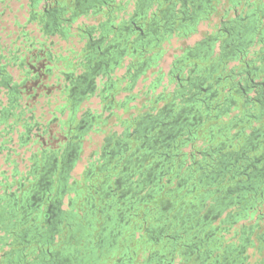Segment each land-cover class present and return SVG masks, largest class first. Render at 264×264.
<instances>
[{
    "label": "flooded vegetation",
    "instance_id": "1",
    "mask_svg": "<svg viewBox=\"0 0 264 264\" xmlns=\"http://www.w3.org/2000/svg\"><path fill=\"white\" fill-rule=\"evenodd\" d=\"M31 1L32 6L37 2H45L42 14L35 9H32V12L33 16H38L40 20H47L45 23L47 27L50 24L52 26L60 25L62 20H72L75 13H72L71 17H61L71 7V4L77 8L80 5L87 9L97 6L101 8L102 3H108L110 0H63L60 4L57 0ZM189 1H171V6L165 9H160L159 0L143 1L139 12L129 16L126 21L128 23L123 27V30L127 33L134 30L140 32L139 28L143 24L142 19L153 6H156L153 10L162 13L163 23L161 26H163L164 33L170 32L174 23L181 25V21L186 20L187 17L194 19L193 15L189 16ZM177 4L179 7L174 9L173 6ZM197 16L198 14L195 17ZM138 20L141 21L140 24ZM155 20V16H153L147 33L140 32L136 41H132L134 43L132 45L128 43L124 47L118 48L119 43L116 44L117 46L111 44L106 47L105 51H102L99 49L102 39L91 42L89 47L93 50L89 48L88 66L77 75L71 72L68 76L74 77L71 91L76 99L84 100L83 98L89 91L94 92L93 94L96 93L98 89L96 79L99 78V75L106 74L105 77L111 78L112 68L109 67V61H113L117 65L129 47L144 46L154 39L149 37V31L155 33L159 28L160 23ZM133 52H136V48L133 49ZM248 52H250V48L245 46L238 47L233 53V55H241V58H235L238 63L234 68H231V71L238 75V80L234 81V78L231 82L230 90L234 89L235 94H230L223 106L225 104V107L238 105L241 100L240 96H242L243 104H248L250 107L245 120L253 125L251 133L239 149L224 154L218 165H215L209 173L203 174L204 177L214 180L217 177L223 179L226 175L236 177L247 174V178L238 179L235 186L226 189V195L220 194L215 198L216 201L205 202L197 210L194 209L196 206L193 204L192 207L189 205L188 208H185L184 201L177 207L178 199L175 197L173 199L169 194L154 199V193L162 187L160 185H166L169 180L166 178L168 176L166 174L172 166H166V164L171 157L175 156L174 149L185 148L183 144L188 142L194 133H197L199 124L208 115H206V111L201 110L198 102H203L214 96L215 90H211L212 84L226 78L224 75L223 77L212 75L209 72L210 68L209 71L199 69L197 72L201 70L202 74L193 75L191 78H195L197 82L190 85L189 81L187 84H182L184 77L179 74L178 90L176 88V91L180 93L176 94L175 98L181 97L177 101L185 102L192 100L195 104L184 106L182 113L176 115L173 113L175 102H166L163 107L161 106L159 113H156L157 115H153L149 111L140 117L137 126L134 127L135 133L142 134L141 138L146 137V143L152 142L150 146L153 150L150 152L140 151L138 155H130L123 161V156L121 157L119 154L128 148V143L124 142L125 140L121 137L122 140L116 139L115 145L110 147L109 140L111 138L107 137V145L104 150L106 156L98 165L99 174L92 176L91 183L88 182L89 184H86L85 187L75 189V195L70 199V202H73V199H78L83 195L84 202L90 204L92 217L101 219V216H104L106 218V221L100 225L101 235L96 243L100 248L105 249H102V252H105L103 259L98 260V263L92 259L96 249L95 245L91 243L92 240L85 241L81 248L71 246L66 240L64 244L55 243L56 237L66 227L65 224L69 227L67 236L69 239L74 237L75 231L73 230L80 229L78 223H70V219L74 217L72 211L62 207L69 188L66 184L67 176L79 156L77 141L74 144H67L63 153L60 154V166L59 156L53 153L45 159L42 172L35 180H31L29 186L25 187L20 183V186L11 193L6 191V195H9L11 199H8L0 210V229L5 231L4 234H0V264H239L241 253L244 251V246L250 243V235L256 227V223L243 225V228H249L248 235L244 239L245 245L229 247L225 253L219 252L216 249L219 246H215V242L211 243L212 239L210 240V238L219 229L221 230L223 221L220 217L223 212L228 218L235 221L247 209L246 203H255L256 200L253 198L259 197L261 200L264 197V67L252 65L251 62L254 59L245 60ZM254 52V54L264 52V47L260 51ZM90 63L92 64L89 65ZM132 65L130 63L129 67ZM146 65V62L139 65L136 75ZM195 66L196 64L192 67L183 64L179 70L184 72L186 69L189 74H195L197 73ZM103 70H106L107 73ZM111 86L112 83H109L103 90ZM208 91L211 94L207 95ZM236 94H240V96L237 97ZM3 112L5 113V111ZM84 116L85 118L78 127L80 131L86 130L88 126L90 127L91 122L100 117L98 115L89 117L86 114ZM236 118L237 116L234 117V119ZM162 126L163 129L160 130L157 137H154L158 128ZM171 126L173 128H170ZM227 126L222 125L220 129ZM242 132L243 129H240L233 133L232 137L241 136ZM146 163L152 165L147 168V171H144ZM217 180L220 182V178ZM219 191L222 192L217 189V192ZM249 191L254 194L247 198L245 195ZM182 192L184 191L182 190ZM219 200L222 202V207L216 203ZM137 202L146 205L145 215L147 217L137 219L133 216L134 213L137 214L136 211L133 212L134 208H138L134 207L139 205ZM254 203L252 207H254ZM202 208L205 211L203 214H199ZM154 209L159 212L151 217L150 214H154ZM185 209L189 211L183 217ZM113 217L116 220L111 225L110 221ZM216 218H219L220 222L216 223L214 221ZM74 226L75 228H73ZM107 229H110L109 238L104 233ZM139 230L140 234L137 235L136 232ZM124 233H127V236L123 238L129 243L125 245V248H122L119 246V238ZM257 237L261 241L264 240V231ZM106 243L108 246L105 248ZM132 244L134 245L133 249L131 248ZM182 244L183 248H181ZM177 257L179 258L178 262H176Z\"/></svg>",
    "mask_w": 264,
    "mask_h": 264
},
{
    "label": "crops",
    "instance_id": "2",
    "mask_svg": "<svg viewBox=\"0 0 264 264\" xmlns=\"http://www.w3.org/2000/svg\"><path fill=\"white\" fill-rule=\"evenodd\" d=\"M143 1L146 0H110L108 3H102L101 8L97 6L90 9L81 5L77 8L74 4H71V7L66 10L61 17H71L72 13H75L72 20H62L60 25L52 26L50 24L47 27L45 26L47 20L40 21L39 17L33 16L32 8L29 9L31 19H39L38 23L44 25L42 29L47 33L48 39H45L46 41H39L36 44L31 43V46L28 49L29 51H34L35 49V60L42 59L43 57L48 60L45 65L46 77L48 81L51 79V76L54 75L55 77H52L54 78L53 82L46 83L45 85H49V87H54V89H56L58 78L56 77L57 74L55 73L54 68H57L59 73H65V78L69 81L68 92L63 87L60 90L61 94L59 93V96L63 95L60 99L62 102L56 105L51 111L50 108H48V112L51 116L47 119L49 123L46 124L44 132L45 138L47 136V139L51 141V143L55 142L57 134L61 131L57 127L52 128V124H63L64 127L60 126L62 130L65 132L66 130L70 131L71 128H75V125L82 114L89 115L90 117L91 114H88L89 111H87V109L89 110V108L93 106V103L89 102V98L80 101L76 99V96L71 91V88L74 85V77H68L71 72H73L74 75L79 73L78 71L81 69L80 66L83 65L81 63H83L89 55H85V58L83 59V52H80L79 49V56H77L78 52L76 47L73 44L69 45L68 43L75 42V40L72 41V39L79 35L87 37H89V35H99L103 28L114 31V27L118 26L123 19H128L133 13L139 12L138 10ZM171 1L175 2L176 0H159L160 9H165L168 6H171ZM173 7L176 9L175 7H179V4L174 5ZM188 8L189 16H194L193 20L190 17H187L186 20L181 21V25L179 23H174L172 25V30L164 33L163 26H161L163 18L161 17L159 28L155 33H150L149 35L150 38L152 37L154 39L146 43L144 46L136 45V52H128L124 57L122 56L117 65H115L113 61H109V67L112 68V71H110L111 80L109 83H112V86L107 88V91L111 92V96L108 101H104L107 102V106L111 107L112 117L108 120L107 117L109 115L104 117L100 116L97 117L95 121L91 122V124L94 122L97 124L98 122L105 123L108 121V123L114 122V126L116 124L119 126L121 125V128L124 131L127 128L133 130L137 121L141 119L140 117L149 112L152 106L157 105V103L158 107L166 104L169 100L168 88L166 89L167 83L173 82L177 84L179 82V74L184 77V72H180L179 70L183 64H186L189 67L196 64V72L199 69L202 71L203 69L209 71L210 68L209 72H211L212 75L225 76L231 69L227 67L229 66V63L237 61L235 58H241V55H233V53L238 47L246 46L250 48V52L246 55L245 60L254 59L251 62L252 65L264 67V52H258V50L260 51L261 48L264 47V0H190ZM152 10L153 8L149 10V14ZM193 13L198 14V16L195 17L196 14ZM46 42L48 43L46 44ZM56 46L61 49L66 46L65 50L68 53L66 55L54 54L53 50L57 48ZM254 51H257L259 55L254 54ZM169 58H172V61L171 64L168 65ZM12 59H14V57ZM126 59H129L131 62H128V64L125 63ZM0 61H2L1 53ZM61 62L63 65L60 64ZM144 62H146L147 65L143 68L144 72L138 77L137 75L142 72L141 70V72L136 75L140 67L139 65ZM130 63L133 64L131 67L128 66ZM91 64L92 63L89 65ZM1 65L2 64H0V66ZM87 66L88 62L85 68ZM64 68L67 69V71H63ZM9 77L10 76H7V74L0 69V83L5 84L10 88V93H8L9 103L3 110L5 113H2V111L0 113V124L3 125V128L0 130V136L1 138L3 137L2 142L0 143V149H6L9 152V154L6 152L5 159L8 161V158L10 163L14 165L16 163V158L13 157L12 153L13 147L9 136L10 131H13L18 124H21V126L24 124V126L28 127L27 131L24 133V138L22 139V142L24 143L31 138V134H29V126H34L37 122H35V113L30 114L32 120L29 125L23 122L24 111L23 109L21 110V104L18 102L21 94L19 84L9 83V81L12 80V78ZM34 77L37 78L39 75ZM49 92L51 93V91ZM163 94L166 95L165 98ZM50 97H52L51 94ZM52 102L53 101H50L48 103L50 104L49 107H51ZM118 108L119 112L117 111ZM249 108L250 107H248L247 112L245 111L243 113L244 118H246ZM56 111L60 115L56 116ZM95 115L93 114V116ZM229 115L230 114H226V116ZM222 118L223 116L218 119V122H215V124L209 128L215 135L217 134L216 130L222 125H227L228 121H223ZM230 118L232 119L229 121H232L233 123L231 127L227 126V129L230 133H233L235 130H238V127L240 128L241 121L234 119V116H231ZM48 126L50 127L48 128ZM78 127L76 126L74 131L76 133L83 132L78 130ZM230 129H232V131H230ZM86 130L84 129L85 132ZM116 131L114 127H111L106 131L107 137L111 136L109 143H112L110 141L124 132L123 131L117 136ZM66 139L68 140L67 144H74L77 142V140L74 137L71 138L70 135L67 136ZM63 151L56 152L59 156V166L61 165L60 154H62ZM94 167L95 166H93V168ZM15 171L16 169H13V173ZM7 175V170L0 167V187L4 186V182L7 181ZM70 175L69 172L66 180V184L69 188L62 207L66 210L72 211L71 213H73L74 217L73 219H70V223H78L80 229L73 230L75 231L74 237L69 239L67 237L69 227L65 224L66 227L61 234L56 237L55 243L60 242L61 244H64L66 240L71 246H78L81 248L85 241L92 240L91 243L94 244L96 248L92 255V259L96 260V263H98V260L101 261L103 259L105 252H102V249H105L100 248L96 243L98 242L99 235H101L100 225L106 221V218L104 216H101V219L92 217V214L90 213V204L81 199H73V202H70V199L75 195V189H77V182L76 180H71L72 177ZM90 175L91 174L88 173L86 175L87 178ZM89 178H91V176ZM216 187H218L217 184L212 188L216 189ZM71 193H73L72 196ZM248 193L254 194L252 191H249ZM6 194V189L0 193V210L8 199H11V197ZM217 194L221 193L217 192ZM253 203L254 202H252V204ZM245 215L238 217H244ZM92 219L94 221L93 224ZM114 220L116 219L113 217L112 221H110L111 225L114 224ZM73 228H75V226ZM109 230L110 229L104 231V233L108 235V238L110 237ZM255 230L256 229L254 228L250 235L253 238L257 237V234H259H256ZM248 231V227L244 228L243 233L245 237L248 235ZM4 232L3 229H0V234H4ZM257 232H259L258 229ZM218 233L219 232H216L210 240L215 239L218 236ZM136 234L139 235L140 230L137 231ZM125 236H127V233L122 234L119 238V246L122 248H125V245L129 243L123 238ZM78 238L79 241L77 242ZM257 239L256 246L259 255L251 264H264V240L261 241L258 237ZM106 246H108V243H106L105 248Z\"/></svg>",
    "mask_w": 264,
    "mask_h": 264
},
{
    "label": "rangeland",
    "instance_id": "3",
    "mask_svg": "<svg viewBox=\"0 0 264 264\" xmlns=\"http://www.w3.org/2000/svg\"><path fill=\"white\" fill-rule=\"evenodd\" d=\"M43 2H37L34 3L32 6L31 0H0V53H1V60L0 69L2 72L6 73L7 76H10L9 78H12V80L9 81V83H18L19 89H20V98L18 99V102H20L21 110L24 111V119L23 122L28 124L31 123L32 120L30 118V114L35 113L37 124L34 126H29L31 134V138L27 142H22V139L24 138V133L27 131L28 127L21 126V124H18L17 127L10 131L9 136L12 141V153L13 157L16 159V163L13 165L10 163L9 159L6 161V152L9 154V152L5 149H0V167L3 169H6L8 172L7 181L10 187L8 188L6 186L0 187V193L6 189L9 193L14 191L16 187L18 186L17 183H15L16 180L20 178H26L34 167H37V171H40L42 158H48L52 153L60 151L62 152L65 147H67V139L66 137L70 135V137H74L80 145L79 149V156L76 159L75 163L73 164L72 168L70 169V176L72 177L71 180H76L77 182V188L85 187L86 184L91 183V178H87V174H91L92 176H97L96 174H99L98 165H100L101 161L104 160V157L106 156L104 154L105 147L107 145V135L106 131L109 130L111 127L115 129L117 136L120 135L124 130L121 128L120 125H115L114 122L112 123H100L97 124L94 122L90 125V127L83 132H75L76 126L81 125V121L84 119V115L80 117L78 122L75 125L74 129H70V131H63L62 127H64L63 124H52V128H59L61 131L57 134V138L55 139V142L49 141L47 139V136L45 138V126L49 122L47 121L48 118H50L51 114L48 112V108H50V111L59 103L61 96H59L60 90L63 88L66 89L68 92V85L69 81L65 78L66 74L63 72H60L57 70V68H54L55 73L57 74L58 78V84L56 85V89L49 87V85H45L46 83H50L54 81L55 77L54 75L51 76V79L48 81L45 73V65L48 62V60L43 57L42 59H36L35 60V49L34 51H29V47L31 46V43H38L39 41H46L47 33L43 31L42 27L44 25H41L38 23L39 19L32 20L29 9H35L38 11V13H41L43 11ZM153 9H155V6H153ZM42 14V13H41ZM39 15V14H38ZM38 17V16H37ZM41 21V20H40ZM72 43H68L69 45H74L77 49V52L80 49V52L82 53L83 59L85 58V55H88V37L87 36H77L72 39ZM48 42H46L47 44ZM57 47V48H56ZM53 50L54 54H62L66 55L68 52L64 48H60L56 46ZM81 55V54H80ZM79 56V52L77 54ZM14 57V59H12ZM87 59L81 63L83 64L80 66L81 69H79L78 72H81L83 68L85 69V66L87 64ZM172 58L168 59V65L171 64ZM129 59L125 60V63L128 64ZM238 62L232 61L229 63V68H233L232 66H235ZM60 64L63 65L61 62ZM63 71H67V69H63ZM144 72V69H142V72L138 75V77ZM28 75V76H27ZM39 75V77L35 78L34 76ZM24 80V81H23ZM111 80L110 77L104 78L105 83H109ZM238 80V75H236L235 80ZM98 89L95 94L91 95L89 97V102L93 103V106L87 109L89 111L88 114H91L90 116H93V114L98 116H106L109 120L112 117L111 114V107L107 106L108 99L111 96V92L107 91L108 89L105 88L101 84L100 79H98ZM176 84L173 82L167 83L166 89L168 91L169 98L171 97V92L174 91ZM51 91V93L49 92ZM8 93H10V88L6 86L5 84L0 83V113L5 109V107L9 103V97ZM50 94L52 97H50ZM61 94V93H60ZM166 96L165 94H163ZM50 101L52 102L51 107H49L50 104H48ZM55 101V102H54ZM158 105V103H157ZM249 105H244L240 108H237L236 110L233 109L231 114L229 116L222 115L223 121H228L227 124L229 127L232 125V121L229 122L233 117V115H237L236 120H241L242 122L245 121V118L243 116V113L248 109ZM119 112V108L117 109ZM116 111V112H117ZM44 112V113H43ZM110 113V114H109ZM60 115L56 111V116ZM53 116V115H52ZM221 116V117H222ZM220 117V118H221ZM64 118V116H63ZM62 119V116H61ZM60 120V119H59ZM213 121V120H212ZM240 125L241 126L244 124ZM33 124V123H32ZM31 124V125H32ZM235 124V123H234ZM256 124V123H254ZM50 126H48L49 128ZM3 128V125L0 124V130ZM235 130L233 133L236 131ZM102 130V131H101ZM232 131V129H230ZM232 133V134H233ZM66 135V137H65ZM111 137V136H108ZM3 138V137H2ZM2 138L0 136V143L2 142ZM45 138V139H44ZM117 138H114L112 143L109 144L110 147L113 146L114 142ZM203 143V141H198V144L200 145ZM108 146V148H109ZM184 150L189 151L190 146H187ZM11 152V150H10ZM46 155V157H45ZM93 166H95L93 168ZM96 168V169H95ZM13 169H16V171L13 173ZM184 169H181V172ZM17 172V173H16ZM173 173V172H171ZM18 178V179H17ZM176 179H174V184H177ZM89 182V183H88ZM190 183V182H189ZM213 187V186H212ZM9 189V190H8ZM84 193V191H83ZM73 193H71L72 196ZM66 196V195H65ZM65 199V198H64ZM84 201L83 195L78 198ZM242 203V202H241ZM140 208L136 210L137 214L134 213V217L137 219L146 216L145 211L146 205L143 203H139ZM252 202L246 203L247 209L243 211L240 216L241 217L236 220L234 223H225V228L223 231H221L218 236H221V240L224 241V243H231L233 242L236 245H245L244 244V226L243 225H251L253 223H256L257 217L260 212L264 213V200L261 205H258L256 207H252ZM66 207V206H65ZM158 209V208H157ZM154 209V214L150 216L153 217L158 214L159 210ZM205 211V210H203ZM202 211V213H203ZM249 212V213H248ZM253 213V215H252ZM224 216V215H223ZM147 217V216H146ZM216 223L219 222V219L214 220ZM259 222L261 225H264V217L263 219H259ZM256 234H261L263 232V227H259L257 232V229L255 230ZM144 232V231H143ZM258 235V234H257ZM217 236V237H218ZM257 237L253 238L250 237V243L246 244L244 246V251L241 253V257L245 256L247 257V264H251L256 260V257L259 255V252L257 253ZM133 245V244H132ZM131 248H134V245L131 246ZM7 249V247H5ZM222 253V249L218 250ZM179 258L177 257L178 262Z\"/></svg>",
    "mask_w": 264,
    "mask_h": 264
},
{
    "label": "water",
    "instance_id": "4",
    "mask_svg": "<svg viewBox=\"0 0 264 264\" xmlns=\"http://www.w3.org/2000/svg\"><path fill=\"white\" fill-rule=\"evenodd\" d=\"M61 1H63V0H57V2L59 4ZM160 15H162V13L159 12L158 10H153V11H151L150 14L147 13L146 16H144V19H142L143 24L139 28L140 32L147 33L148 25H149L150 21L152 20L153 16H155V19H156L155 21H157V23L159 21V23H160L161 22L160 18L162 17ZM126 21H127L126 18L123 19L122 22L118 26L114 27V31L103 28L101 30V32L99 33V35H96V36L95 35H89L88 47L90 46L91 42H94V41H97L100 39H102V43L100 44L99 49H101L102 51H105L106 47H108L109 45L111 46V44L112 45L113 44L118 45V43H119L118 48H122L125 45H127L128 43L130 45L134 44V43H132V41H136L135 39L138 38V35L140 32H137V30H134L130 33H127L126 31H124L123 27H125L126 24L128 23ZM140 22L141 21L138 20L139 24H140ZM149 32L153 34V32L151 30ZM92 37H93V40H91ZM89 48H90V50L91 49L93 50V48H91V47H89ZM114 48H117V47H114ZM135 48L136 47H129L124 52V54L122 56L124 57L128 52L135 53V52H133V49H135ZM89 53H90V51H89ZM232 67L234 68V66H232ZM103 71L106 72V70H103ZM197 74H202V71L200 70L199 72H197L195 74H189V72H187V71L185 72V70H184V79L182 80V84H187L188 81H189L188 83L190 85L196 83L197 80L195 78L192 79L191 77H193V75H197ZM105 75L106 74L99 75V78H98V79H100L102 85L107 84V83H105L104 78H108L109 76L105 77ZM224 77H226V78H223L219 82L212 84L211 90H215L214 96L210 97L208 100H205L203 102L202 101L198 102V103H200L201 110L206 111V115L207 114L208 115L199 124V127L196 131L197 133H194L192 138L188 142H185L183 144V147H185V148L187 146H190V150L186 151V150H184L185 148H182V147L174 149L176 151L175 156L171 157L170 161L167 162V164H166V166H169V165L172 166L170 169H168L169 172H167V174H166V175H168L166 178H169V180L167 181L166 185H160L162 187L160 189L157 188L158 190L156 191V193H154V199H157V198H160L162 196H166L169 194V196L172 197L173 199H175V198L178 199V201L176 203L177 207H179V204H181L184 201L185 202L184 205H186L185 208H188L189 205H190V207L195 205L196 207L194 209L197 210V208L201 207L203 203L205 204V202L209 203L213 200L216 201L215 198L220 196V194H217V189H220L222 192L225 191L224 193H222L220 191L219 192L222 195H226V189H229L230 187L235 186L238 179H245L248 177L247 174H245L243 176H236V177H233V176L230 177V175H226L223 179H222V177H217V179L220 178V182H219V180H217V179L216 180L208 179L207 177L203 176V174L205 172L209 173V171L215 165H218V162L220 161L221 157L224 154H227L231 151H235V150L239 149L241 147L243 141L245 142L247 137L250 135L251 129L253 127L251 122H247V120L242 122L240 120L242 122V124L244 123L240 128V129H243V132H242L241 136H235V137H232L233 134L229 132L227 127L224 129L219 128L217 130L216 135L213 134L212 131H210L211 129H209V128L212 127V125L215 124V122H218V119L222 115L231 114L233 109L236 110L237 108L244 106L243 99H242V96H240V94H236L237 97H238V95L241 97L240 103L238 105L225 107V105H226L225 104L223 106V103H224V101H226L228 96H230V94H235L234 89L230 90V85H231V82L236 77V74H235V72H232L230 69L229 73H227ZM98 79H96L97 86H99ZM176 88L178 90L177 84L175 86L174 91L171 92V97L169 98L167 103L175 102L173 113H175L176 115L177 114L180 115L186 106H190L191 104H195V102H193L192 100L189 102L177 101L181 97L175 98V95L180 93V92L176 91ZM93 93L94 92H91V91L87 92L83 99L89 98L91 95H93ZM209 93L211 94V92H209V91L206 94L208 95ZM164 98H165V96H164ZM162 107H158L157 105H155L150 109V111L153 115L154 114L157 115L159 113V110ZM156 110H158V111H156ZM233 116L234 117L237 116L236 113ZM136 126H137V123H136ZM170 128H173V126H171ZM170 128H168V129H170ZM162 129H163V126L159 127L158 131L155 133L154 137H157V134H159L160 130H162ZM135 130H136L135 128L133 130H130L129 128H127L120 136L117 137V139H121V140L123 138L125 140L124 142L128 143V148L125 150H122L121 153L119 154V156H121V157L123 156V161L130 155H133V156L138 155L140 153V151L150 152L153 150V148L150 146V144L152 142L146 143V141H145L146 137L141 138L142 134H136ZM126 134H127V136H126ZM153 138H151V139H153ZM168 138H170V137H168ZM200 140L203 141V143H201L199 145L198 141H200ZM115 141H117V140H115ZM115 141H113V142H115ZM115 143L113 144V146L115 145ZM79 149H80V145H79ZM179 153H181V154H179ZM45 159L46 158H42L41 168H40L39 172L37 171V167L35 166V168L32 170L30 175H28L26 178H23V179L20 178V179L16 180L15 183H17V185H18L17 187L20 186V183H22L25 187L29 186L31 180L32 181L35 180L40 175V173L42 172V169L44 168V165H45ZM150 165H152V164L146 163L144 166V171H147V168ZM181 169H184V170L181 172ZM171 172H173V173H171ZM239 177H241V178H239ZM174 179L178 180L177 184H175V185H173ZM183 181H184V183H182ZM6 183H7L6 187L7 188H8V186L10 187L8 182H6ZM216 184L220 188H217V189L212 188V186H216ZM182 190L184 192H182ZM238 193H240V191H238ZM238 193H235V194H238ZM245 196L247 198H249L250 196H253V194L246 193ZM253 199L256 200V202L254 203L255 204L254 207H256V206L262 204L264 197H262L261 200H260V198H256V197ZM146 202L148 203L149 201L147 200ZM138 203H140V202H137V204ZM216 203H217V205L222 207L221 206V204H222L221 200L217 201ZM206 206H208V205H206ZM134 207H138V208H134L133 212L138 210L140 208V205H135ZM143 211H145V210H143ZM188 211L189 210H186V209L184 210L183 217L185 216V214L188 213ZM202 211H203V208H202ZM202 211H200L199 214H203L204 212L202 213ZM263 217H264V213L260 212L258 217H257L255 229H259V227H263V231H264V225H261V223L259 222V219H263ZM181 218H182V216H181ZM220 218H222L223 223L221 226V230L219 229L217 231L219 233L221 231H223V229L225 228L224 227L225 223H228V222L234 223V222H236L237 219H239L241 217H237L236 220L233 221L234 219L228 218L226 213L223 212ZM212 225H216V224H212ZM221 239H222L221 236H218L215 239L211 240V243L215 242L214 245L219 246V247H216V249L217 250L222 249V253H225L229 247L237 246L233 242L224 243V241H222ZM208 241L210 242V240H208ZM183 247H184V245L182 244L181 248H183ZM247 263H248L247 257L242 256L240 258L239 264H247Z\"/></svg>",
    "mask_w": 264,
    "mask_h": 264
},
{
    "label": "trees",
    "instance_id": "5",
    "mask_svg": "<svg viewBox=\"0 0 264 264\" xmlns=\"http://www.w3.org/2000/svg\"><path fill=\"white\" fill-rule=\"evenodd\" d=\"M216 131H217V130H216ZM216 131H215V132H216ZM4 186H7V183H6V181L4 182Z\"/></svg>",
    "mask_w": 264,
    "mask_h": 264
}]
</instances>
